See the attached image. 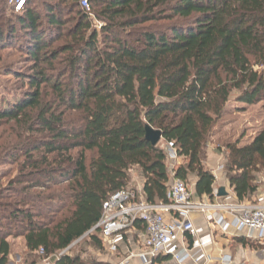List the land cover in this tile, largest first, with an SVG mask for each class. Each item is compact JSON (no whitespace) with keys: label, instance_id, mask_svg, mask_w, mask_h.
Returning a JSON list of instances; mask_svg holds the SVG:
<instances>
[{"label":"trees","instance_id":"obj_1","mask_svg":"<svg viewBox=\"0 0 264 264\" xmlns=\"http://www.w3.org/2000/svg\"><path fill=\"white\" fill-rule=\"evenodd\" d=\"M7 3L0 63L17 50L27 70H3L21 90L0 103V165L15 166L0 174V264L9 238L24 240L22 264H109L86 247H102L92 230L113 194L135 190L132 172L146 202H168L166 154L146 126L184 160L176 176L213 201L207 145L234 94L261 105L263 125L251 143L226 144L225 172L238 201L258 193L264 0H89V12L80 0H27L20 13Z\"/></svg>","mask_w":264,"mask_h":264},{"label":"built area","instance_id":"obj_2","mask_svg":"<svg viewBox=\"0 0 264 264\" xmlns=\"http://www.w3.org/2000/svg\"><path fill=\"white\" fill-rule=\"evenodd\" d=\"M26 1L8 0V3L20 13ZM80 5L87 12L91 10L89 0H80ZM160 147L166 154L170 179L168 202H146L142 188L113 194L104 203L101 220L92 230L99 231L102 242L98 254L103 252L107 262L112 264H154L159 257L170 258L171 264H213L216 260L207 249L215 242L214 234L196 226L193 214L203 215L209 226L229 238L244 239L248 244L264 242V178L253 201H232L230 195L221 199L217 191L211 202L195 201L191 187L176 176L183 159L172 144L163 142ZM223 171L225 164L218 166L212 174L216 176ZM39 253L41 256L45 254L44 250ZM220 260L226 264L231 259ZM43 264H50L49 260H44Z\"/></svg>","mask_w":264,"mask_h":264},{"label":"rangeland","instance_id":"obj_3","mask_svg":"<svg viewBox=\"0 0 264 264\" xmlns=\"http://www.w3.org/2000/svg\"><path fill=\"white\" fill-rule=\"evenodd\" d=\"M9 5V3H7ZM11 7V5H9ZM2 62L0 63V103L4 99L12 98V95H9L10 92L19 93L21 90V85L16 80L14 75L10 74L7 77L4 76L3 70L9 69H20L21 72H26V64L23 60V55L19 52L13 51L9 53V50L1 54ZM236 94H234L231 103L228 105L227 113L225 118L217 126L215 131V136L209 140L207 145L208 150L214 149L219 152H226L225 146L229 142L240 141L241 145H246L249 143L257 134L261 125V109L260 105L247 107L236 103L235 101ZM163 140L157 145L159 148L162 145ZM227 154V153H226ZM184 161V160H183ZM226 160L224 164L226 165ZM11 167H15L12 163H7L5 165H0V174L3 170H7ZM132 180L130 188H136L141 184L142 178L138 170L132 172ZM264 173L260 174L258 177V184L260 188L263 186ZM193 181V180H192ZM192 182L190 183V187ZM11 244V255H10V264L24 261L27 258V252L24 248L23 239H8ZM237 244V243H236ZM237 246V245H235ZM253 247V246H250ZM87 250L91 253L92 257H97L96 253L91 249ZM256 248V247H255ZM98 255V254H97ZM105 258V257H104ZM21 260V261H20ZM107 261V259H105ZM114 261V260H113ZM114 263V262H113ZM43 264V262L41 263ZM168 264V263H167ZM170 264V263H169Z\"/></svg>","mask_w":264,"mask_h":264},{"label":"crops","instance_id":"obj_4","mask_svg":"<svg viewBox=\"0 0 264 264\" xmlns=\"http://www.w3.org/2000/svg\"><path fill=\"white\" fill-rule=\"evenodd\" d=\"M260 109H261V105H260ZM262 125H263V114L261 112V125H260V129L257 132V134L260 132ZM257 134L255 135V137L257 136ZM254 138L249 143H251L254 140ZM225 157H226L225 152L221 153L214 149L208 150L206 168L212 173V171L216 170L218 166L224 164V161L226 160ZM183 163L184 161L182 160L181 165ZM214 177H215V184H214L215 192L216 191L218 192V190H220L221 188H224L226 192L228 193V195L231 196L232 201H238L230 185V181L228 179L227 173L225 171L219 172L216 176L214 175ZM142 184H143V180L141 181V184L138 185L134 189L135 190L141 189V188L143 189ZM191 190H192L193 198L195 201L211 202V200L208 197L203 196L202 198H199L195 194V184L194 183H192L191 185ZM260 190L261 188L258 190V193L260 192ZM257 194L252 199H247L245 201H253L255 197L257 196ZM192 220L194 221L196 226L203 228L206 232H212L214 234L215 242L213 245H211L207 249L208 254L216 260V262L213 264H224L221 262L220 259H225V257H228V259H231L226 264H264V242L260 244H248V242L244 239L229 238L227 236H224L220 233L219 230H215L211 226H209L205 221V217L201 214H193ZM230 232H235V231L231 230ZM250 246H253V247H250ZM99 250L100 249L93 250V252H95L97 256L95 258L102 262L108 263L107 261H105L107 257H105V254H103V252H101V254H98L97 251ZM125 254L126 252L123 254V257L126 256ZM109 264H112V263L109 262Z\"/></svg>","mask_w":264,"mask_h":264},{"label":"water","instance_id":"obj_5","mask_svg":"<svg viewBox=\"0 0 264 264\" xmlns=\"http://www.w3.org/2000/svg\"><path fill=\"white\" fill-rule=\"evenodd\" d=\"M146 140L150 142L153 146H157L163 140V134L159 130H154L150 126H146ZM228 193L224 188L218 190V197L224 198L227 197Z\"/></svg>","mask_w":264,"mask_h":264}]
</instances>
